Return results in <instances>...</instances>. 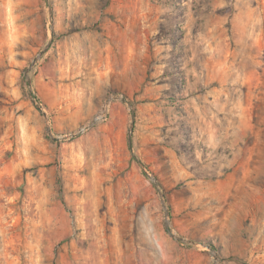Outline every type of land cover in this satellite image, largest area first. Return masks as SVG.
<instances>
[{
  "label": "rangeland",
  "instance_id": "1",
  "mask_svg": "<svg viewBox=\"0 0 264 264\" xmlns=\"http://www.w3.org/2000/svg\"><path fill=\"white\" fill-rule=\"evenodd\" d=\"M0 264H264V0H0Z\"/></svg>",
  "mask_w": 264,
  "mask_h": 264
},
{
  "label": "water",
  "instance_id": "2",
  "mask_svg": "<svg viewBox=\"0 0 264 264\" xmlns=\"http://www.w3.org/2000/svg\"><path fill=\"white\" fill-rule=\"evenodd\" d=\"M122 100H123L124 102L128 103V104L131 106V103L128 102L126 98H123ZM133 124H134V120H133ZM93 125H94V123H92L89 127H86V128H84V129H82L81 132H84L85 130L89 129V128H90L91 126H93ZM49 132H50V134H51V131H50V130H49ZM130 139H131V138H130ZM57 140H58V139H57ZM152 180H153L154 182H156V180H155L154 178H152ZM167 216L169 217V213L167 214ZM168 231H169V233H170L171 236L176 237V236L174 235V233L171 231L170 228H168Z\"/></svg>",
  "mask_w": 264,
  "mask_h": 264
},
{
  "label": "bare ground",
  "instance_id": "3",
  "mask_svg": "<svg viewBox=\"0 0 264 264\" xmlns=\"http://www.w3.org/2000/svg\"><path fill=\"white\" fill-rule=\"evenodd\" d=\"M108 107H109V103H107V104L105 105L102 114H99V115L97 116V120H98V121H101V120L104 119V115H105V113L108 111Z\"/></svg>",
  "mask_w": 264,
  "mask_h": 264
},
{
  "label": "built area",
  "instance_id": "4",
  "mask_svg": "<svg viewBox=\"0 0 264 264\" xmlns=\"http://www.w3.org/2000/svg\"><path fill=\"white\" fill-rule=\"evenodd\" d=\"M104 109V108H103ZM102 112H103V110L99 113V114H102ZM108 112V111H107ZM107 112L105 113V115H104V119L103 120H101V121H98L97 120V116L99 115H97L95 118H94V121H93V123L94 124H96V123H100V122H103V121H105L106 120V118H107Z\"/></svg>",
  "mask_w": 264,
  "mask_h": 264
}]
</instances>
